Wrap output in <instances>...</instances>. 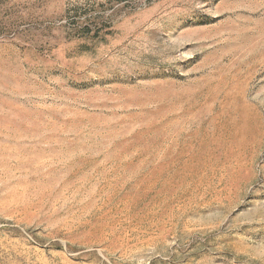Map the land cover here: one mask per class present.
I'll return each mask as SVG.
<instances>
[{
    "label": "rangeland",
    "instance_id": "1",
    "mask_svg": "<svg viewBox=\"0 0 264 264\" xmlns=\"http://www.w3.org/2000/svg\"><path fill=\"white\" fill-rule=\"evenodd\" d=\"M0 264H264V0H0Z\"/></svg>",
    "mask_w": 264,
    "mask_h": 264
},
{
    "label": "bare ground",
    "instance_id": "2",
    "mask_svg": "<svg viewBox=\"0 0 264 264\" xmlns=\"http://www.w3.org/2000/svg\"><path fill=\"white\" fill-rule=\"evenodd\" d=\"M180 159H181V157H178L177 159H176V162H179L180 161ZM178 175V174H177Z\"/></svg>",
    "mask_w": 264,
    "mask_h": 264
}]
</instances>
